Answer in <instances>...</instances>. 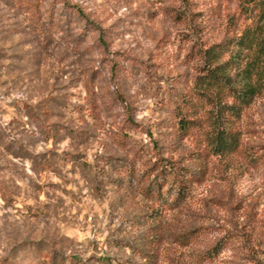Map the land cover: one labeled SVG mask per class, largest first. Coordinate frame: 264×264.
Instances as JSON below:
<instances>
[{"label": "rangeland", "instance_id": "rangeland-1", "mask_svg": "<svg viewBox=\"0 0 264 264\" xmlns=\"http://www.w3.org/2000/svg\"><path fill=\"white\" fill-rule=\"evenodd\" d=\"M17 1L0 0V264H264V163L177 139L169 108L250 0L183 20L179 0ZM236 127L264 152V94Z\"/></svg>", "mask_w": 264, "mask_h": 264}, {"label": "trees", "instance_id": "trees-1", "mask_svg": "<svg viewBox=\"0 0 264 264\" xmlns=\"http://www.w3.org/2000/svg\"><path fill=\"white\" fill-rule=\"evenodd\" d=\"M179 1L183 8L176 9L174 15L183 20L193 0ZM250 2V26L238 36L202 50L201 74L194 80L192 91L180 95L169 108L175 119L177 139L194 133L212 155H242L250 164L257 165L264 163V152L257 154L244 148L236 127L244 110L264 94V0ZM21 3L24 4L23 0L17 1V4ZM168 171L169 174L176 173L172 168ZM188 177H179L181 179L174 182L178 183L175 184L178 202L186 193ZM166 178L163 176L162 179L165 181ZM216 248L217 244L209 250L214 253Z\"/></svg>", "mask_w": 264, "mask_h": 264}]
</instances>
